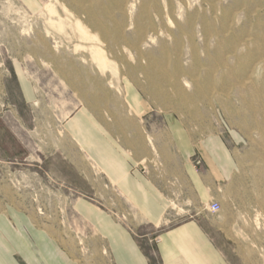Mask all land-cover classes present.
<instances>
[{
	"label": "rangeland",
	"instance_id": "1",
	"mask_svg": "<svg viewBox=\"0 0 264 264\" xmlns=\"http://www.w3.org/2000/svg\"><path fill=\"white\" fill-rule=\"evenodd\" d=\"M79 113L172 177L157 228L129 203L117 216L151 264L159 232L190 218L229 264H264V0H0V208L65 239L79 200L119 215L117 185L68 130ZM215 138L234 166L222 181Z\"/></svg>",
	"mask_w": 264,
	"mask_h": 264
},
{
	"label": "crops",
	"instance_id": "2",
	"mask_svg": "<svg viewBox=\"0 0 264 264\" xmlns=\"http://www.w3.org/2000/svg\"><path fill=\"white\" fill-rule=\"evenodd\" d=\"M90 120L88 113L76 114L68 130L89 148L91 156L117 185L120 206L116 213L119 215L105 213L79 200L72 214L80 230L76 232L74 222L68 221L71 224L67 223L62 229H71V239H65L66 236L52 235L15 210L0 208V264H151L134 234L138 225H127L117 216H123V205L129 203L134 206L140 225L157 228L167 211L164 186L172 177L165 171L158 177L152 166H138V162L130 161L121 150L116 154L113 146L103 136H98ZM135 142L136 148L141 146L140 152H149L148 144L142 140ZM204 150L214 163L215 179L222 181L228 177L234 166L222 140H209L204 143ZM186 171L194 195L198 193L205 200L203 182L189 164ZM58 230L56 226V232ZM154 250L157 264H229L195 218L163 228Z\"/></svg>",
	"mask_w": 264,
	"mask_h": 264
},
{
	"label": "built area",
	"instance_id": "3",
	"mask_svg": "<svg viewBox=\"0 0 264 264\" xmlns=\"http://www.w3.org/2000/svg\"><path fill=\"white\" fill-rule=\"evenodd\" d=\"M219 210V206L217 203H211L209 205V211L212 212V213H215Z\"/></svg>",
	"mask_w": 264,
	"mask_h": 264
}]
</instances>
